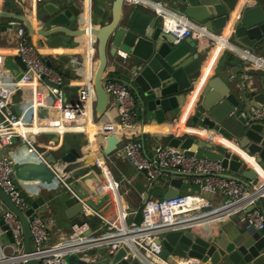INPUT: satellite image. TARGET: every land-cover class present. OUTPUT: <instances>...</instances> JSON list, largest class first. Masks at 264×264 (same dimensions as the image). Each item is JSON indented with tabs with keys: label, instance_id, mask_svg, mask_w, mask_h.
Listing matches in <instances>:
<instances>
[{
	"label": "water",
	"instance_id": "1",
	"mask_svg": "<svg viewBox=\"0 0 264 264\" xmlns=\"http://www.w3.org/2000/svg\"><path fill=\"white\" fill-rule=\"evenodd\" d=\"M150 1L162 2L170 12L204 25L212 34L219 33L225 27L232 19L231 13L236 4L240 2ZM39 6H36L35 19L0 12V17L16 21L7 28L1 27V30L25 28L30 38L36 39L38 48L41 45L72 49L82 46V0L79 3L71 0L58 4L46 3L43 5L45 14L40 13ZM87 16L92 24L91 34L96 48L97 65L93 77L95 121L99 125H112L108 114L109 97L102 83L105 80L108 58H120L118 51L127 55L126 58H121L119 67L133 93L138 119L143 123L159 124L177 119L185 104L187 92L197 84L203 73V63L210 57L212 47L201 46L191 38L175 42L170 33L163 32L162 19L149 7L134 6L127 0H91ZM228 41L234 47L248 49L264 61V0H244L238 17L234 19ZM74 57L73 54H63L54 63L48 56H41V61L49 68L54 65L71 66L70 61ZM239 64L242 68L240 60ZM6 66L13 80L17 81L22 77L25 65L18 54L11 56ZM218 68L205 82L189 126L219 134L231 143V147L217 146L194 136L175 137L170 131L157 132V137L161 147L179 148L184 155L199 160L218 161L227 173L226 178L254 188L252 183L261 181L257 168L264 174V120L252 116V109L264 108V69L254 72L255 75L244 76L242 79L245 84H242L237 78L223 80ZM39 117H46L45 109L39 110ZM78 136L80 142L87 143L83 135ZM102 137L100 151L107 161L108 156L118 154L120 139L116 134ZM19 149L15 152L18 153ZM95 161L88 147L48 153L47 163L35 157H17L14 160L10 178L16 189L20 192L24 188L35 191L30 200V208L23 213L0 188V242H13L11 232L4 222L7 213L15 216L22 229L23 254L26 257L15 264H40L31 257L35 247L31 245V231L27 220L36 213H45L50 209H54V212L63 211L71 225L85 224L89 227V234L96 233L90 214L84 213L81 203L63 185V182L97 176L100 169ZM185 183L186 180L171 179L170 187L162 199L169 200L177 195L189 194L182 190ZM260 201L264 206V197ZM254 207L251 206L248 211ZM259 209L264 213V208ZM141 221L142 215L137 212L134 223L139 225ZM222 232L223 230L215 232L213 229L168 232L164 239L157 240L162 247L160 257L168 262L176 259L189 264H264V235L258 233L254 226L247 224L237 229L233 236L227 235V239L221 238ZM220 242L229 248L228 255L219 246ZM97 253L103 257L105 249L101 248ZM99 264H128L126 250L119 248L111 260L104 258Z\"/></svg>",
	"mask_w": 264,
	"mask_h": 264
},
{
	"label": "built area",
	"instance_id": "2",
	"mask_svg": "<svg viewBox=\"0 0 264 264\" xmlns=\"http://www.w3.org/2000/svg\"><path fill=\"white\" fill-rule=\"evenodd\" d=\"M3 1L8 0H0V2ZM9 1L13 4L28 3L31 9V18L35 19L36 6L45 0ZM127 1L134 6L149 7L162 19L163 32L170 33L175 38V42L191 38L201 46L210 45L213 50H219L211 67V72L203 80L201 75L197 84L187 92L185 104L176 123L170 129V133L175 137L194 136L198 140L208 141L217 146L222 145V142L219 143L216 140V136L223 139L220 135L207 129H200V131H204V135L200 136L194 132L199 129L190 127L189 121L194 107L199 102V94L205 82L212 75L215 62L222 52L229 51L237 55L242 62L244 76L264 69L262 57L253 55L246 48L238 49L228 41L234 19L238 17L242 5H239L238 2L231 13L232 19L219 33L212 34L204 25L194 23L186 16L170 12L160 1ZM89 2L91 0H82V28L84 30L82 49L86 48L88 35L89 44L93 50H91L89 58L82 52L81 77L77 83L64 82L52 68L45 65L36 49L27 45L22 28L17 29L19 41L14 49L0 48V149L4 150L11 147L14 140H18L21 145L18 153L14 152L12 156L10 154L0 155V188L15 207L23 213L30 208V200L34 197L35 191L24 188V191L20 192L16 189L10 178L14 160L17 157H35L47 163V154L57 151L60 147L51 137L60 140L67 134L76 133L83 135L87 141L84 131L85 124L89 119L97 124L94 118L96 97L93 86L97 62L95 43L91 34L92 24L90 20L87 22ZM9 30L14 31L12 28ZM14 54H18L25 65L24 73L17 81L11 78L10 70L6 66L8 59ZM117 55L123 59L127 56L121 51H118ZM102 86L109 97V101L115 107L118 117V122L115 125L118 126L119 130L117 132L98 133L96 137L106 134L118 136L119 131L121 132L120 136L128 135L125 131L133 128L138 122L136 102L129 83L105 79ZM14 90H18L22 96L15 107L10 103V95ZM27 101L29 109L24 113L22 105ZM40 109L46 110L45 118L39 117ZM252 116L264 120V108L252 109ZM27 118L31 121L30 123L29 121L28 123L25 122ZM33 125H38V132L34 133L29 130ZM28 136L37 138L47 136L50 138L46 143H39V146L36 147L28 139ZM100 150L98 143V151L102 157ZM119 152L136 171L145 174L147 191L156 188L167 190L170 187V180L179 178L182 181L189 180L196 192H189L184 196L177 195L169 200L148 199L144 205L130 214L131 217H134L137 212H140L142 215L141 223L136 225L132 221L128 224L127 207L119 197V182L114 180L109 173L118 193L115 201L118 210V224L113 226L114 232L108 236H96L89 234V227L85 224L71 225L70 232L66 237H60L57 242L50 243L48 229L51 221L45 220L39 213H36L27 220L31 231V245L35 247V252L31 254V257L40 264H68L67 258L69 257H76L79 264H99L104 258L111 260L119 248L126 250L128 264H182L176 259L168 262L160 257L162 247L157 243V240L164 239L168 232L192 231L198 226L208 224V221L231 218L237 213L245 215L243 221L247 222L248 225H255L259 231L264 230V213L256 207L257 203L264 197V179L259 186L250 188L241 182L221 175L223 169L218 161L188 157L179 148L161 147L159 144L153 147V155L150 158L145 152L142 140L132 142L129 139L125 141ZM95 159V163L100 169L97 175L103 176L105 173L98 164L97 156ZM103 160L105 161L104 158ZM189 177L192 178L189 179ZM165 180L168 181L167 184L164 183ZM106 184L108 186L107 180ZM63 185L81 203L84 213L91 215V209L70 190L67 182H63ZM218 191L222 192L227 200L223 205L212 208V203L205 195L215 194ZM140 196L147 195L141 193ZM251 206L255 207L248 211ZM4 222L11 232L13 242L12 244L7 243V247L12 251L8 255L5 253V249L0 248V264H15L23 261L26 257L23 254L21 224L12 213L5 215ZM219 246L226 255L230 253L229 248L222 242L219 243ZM101 248L105 249L103 257L97 253ZM90 251L95 252V254L90 256L88 254Z\"/></svg>",
	"mask_w": 264,
	"mask_h": 264
},
{
	"label": "crops",
	"instance_id": "3",
	"mask_svg": "<svg viewBox=\"0 0 264 264\" xmlns=\"http://www.w3.org/2000/svg\"><path fill=\"white\" fill-rule=\"evenodd\" d=\"M70 0H45L42 4L39 6L40 13L45 14V10L43 9V5L46 3H53V4H58L60 2L66 3ZM71 1H76L79 3V0H71ZM244 0H240L239 5H242ZM12 2L11 1H3L0 2V12L3 13H8V14H17L25 17H30L31 18V9L29 8V4L21 3V4H13L15 5V9L18 10L17 13L12 11ZM16 21L13 19H8L5 17H0V38L3 39L4 43L0 45V48L6 47V48H11L14 49L17 46V43L19 41L18 35H17V30L10 31L9 29L6 30H1V27H9L13 24H15ZM23 29V34L26 40L31 41V46H33L36 49V52L40 56H48L49 58H56L60 55L66 54H73L75 57L70 61L71 66L62 65L63 71L66 73V77L68 79V82L72 83H77V81L80 80L81 77V68H82V54H86V50L82 46L79 48H64V47H59V48H49L45 45H41L39 48L37 47L38 44L36 42L35 38H30V36L27 34L25 28ZM193 40V39H192ZM238 49H241L240 47H236ZM58 49V50H57ZM61 50V51H60ZM83 52V53H82ZM219 53V50H213L210 54V57L203 63L202 67V80L205 78L207 74H209L211 71V67L213 65V62L215 58L217 57ZM228 57H232L234 60L232 62L229 61ZM122 63L121 58H108V64H107V69L109 71V78L117 81H126V76L123 74V71L121 70V67H119V64ZM218 68L219 71V76L223 80H230V79H240V82L243 83L244 74L242 71V68L240 67L239 64V59L236 54H233L232 52L229 51H224L220 54V56L217 58L214 66L213 72L216 71ZM232 70V73H231ZM255 75V73L248 74V76ZM259 81V79L257 78ZM136 109H137V104H136ZM26 110V109H24ZM27 111H24L26 113ZM108 114L111 117L112 120V125L111 126H104V125H99L92 120H88V122L85 124V129L84 131H88L89 136L95 141V147H92V154L97 156L99 163L102 166V169L104 171L103 176H95V177H84L80 178L82 183L86 184L88 186L87 191H83V195L80 196V199L83 200L84 204L88 206L91 209V215L90 219L94 221V225L96 228V233L94 235L96 236H108L114 232V227L118 224V216H117V207L115 204V200H112L114 198L113 196H110V191L107 188L106 185V179L110 181L111 183L113 182L110 175H109V170L107 168V163L105 165V161L103 158L99 155L98 151V146L96 143L97 137L96 134L98 133H104V132H117L119 130L117 124L118 122V117L115 111V107L111 101H109L108 104ZM25 118V117H23ZM177 119H174L173 121H166L164 124H159V123H146V121L143 123L141 119H138V122L136 125L131 128L128 131H125L126 134L125 136H120L121 132H118V137L120 139V145H119V150L118 154H114L113 157L115 160H117L120 164H118V168L116 166L115 174H111L114 180L117 182H120L124 178H126V185L129 186L125 190L126 196H119L121 200L126 204V212L128 213V220L127 223L129 224L130 222H134V217H131L130 214L132 213L131 210H138L140 206L142 205V202L145 199H154L153 195L150 191H147V181L144 173L134 170L132 171H127L126 167L129 165L130 167L132 166L129 161L119 152L122 144L132 138H138L140 140H143L144 146H145V152L148 155V157H152L153 155V147L156 146L157 144L160 145L161 142L158 140V133L157 132H164V131H170L172 126L176 123ZM114 124V126H113ZM39 128L33 129L31 132H38ZM197 132L198 135L202 136L204 135L203 132ZM123 133V132H122ZM86 135V134H85ZM219 135V134H218ZM87 137V136H86ZM130 137V138H129ZM216 140L223 146L226 147H231V143L224 139H218L219 136H216ZM52 139L56 137H51ZM103 138V137H102ZM48 141L47 136H40L37 138V143L36 147L39 146V143H46ZM55 143L59 144L58 150L61 148L63 138L60 140H54ZM89 145V140L87 138V143L80 142L79 144H74L71 143L69 145L70 148H75L77 150L80 149H86ZM21 145L18 142V140H14L13 144L9 148H5L4 150L0 149V155L3 154H9V151L11 150L12 153L17 151L18 148H20ZM10 149V150H9ZM57 150V151H58ZM107 162V161H106ZM122 166L125 170L122 171ZM133 167V166H132ZM254 167V166H252ZM257 170H259L257 168ZM260 171V170H259ZM221 175L225 176L227 175L226 172L222 171ZM96 177H101L99 180H96ZM261 178H264V175H261ZM262 181V180H261ZM75 182V181H74ZM255 183V182H254ZM252 183V184H254ZM94 184L98 186V188L102 191L100 192V196L97 195L95 189H93L90 185ZM120 189V187H119ZM34 191V189H32ZM182 190L185 192H196L195 187L189 185H182ZM131 191L130 193H128ZM159 191H165V189H160ZM141 193H145L147 196H140ZM131 194H134V196H129ZM207 198L210 200L212 203V208H217L221 205H223L227 198L222 192H216L215 194H208L205 195ZM79 197V196H78ZM257 208H264L263 204L261 201H259L256 205ZM50 211V213H48ZM45 220H50L51 224L48 229V236H49V242L50 243H55L57 242L60 237H66L71 229V222L66 218L65 214L63 211H55L54 209H50L45 213H39ZM243 213H237L236 215L232 216L231 218L227 219H220V220H213V221H208V224L198 226L197 229L193 230L196 232L202 231V230H207V229H213L215 232H218L220 230H223L222 232V239H227V235L233 236L234 232H236L237 229L242 228L243 226L247 225V222L243 221ZM254 226L255 230L260 233L262 236L264 235V230L259 231L257 228ZM0 248L5 249V253L8 255L12 251L10 248L7 247V242L3 240L0 242ZM68 262L70 261L71 264H79L77 262L76 257H69L67 258ZM182 264H187L185 261H180Z\"/></svg>",
	"mask_w": 264,
	"mask_h": 264
},
{
	"label": "trees",
	"instance_id": "4",
	"mask_svg": "<svg viewBox=\"0 0 264 264\" xmlns=\"http://www.w3.org/2000/svg\"><path fill=\"white\" fill-rule=\"evenodd\" d=\"M12 4V11H14L15 13H17L18 12V10L17 9H15V5H13V3H11ZM26 43H27V45H31V41L29 40H26ZM40 58H41V56H40ZM228 59H229V61L230 62H232L234 59L232 58V57H228ZM50 61L51 62H54V63H56V58H50ZM52 69L62 78V80L64 81V82H68V79H67V77H66V73H65V71H63V68H62V66L61 65H54L53 67H52ZM109 71H108V69H106V72H105V75H104V78L105 79H109V80H113V79H110L109 77ZM117 81V80H116ZM131 93H132V91H131ZM132 95H133V93H132ZM21 98H22V96H21V94L19 93V91L18 90H14L12 93H11V95H10V103H11V105L13 106V107H15L16 105H17V103L21 100ZM98 124V123H97ZM138 140H140V139H138V138H132L131 139V141L132 142H136V141H138ZM143 141V140H142ZM71 143H74V144H79V136L78 135H75V134H67V135H65L64 137H63V142H62V145H61V148L59 149V151L61 152H66L67 150H68V148H69V145L71 144ZM192 177H189V179H191ZM184 185H187V186H189L190 185V182H189V180H187L186 181V183L184 184ZM166 191V190H165ZM153 195V194H152ZM153 200H157V201H159V200H161L162 198H163V192H158V194H156L155 196L153 195Z\"/></svg>",
	"mask_w": 264,
	"mask_h": 264
},
{
	"label": "bare ground",
	"instance_id": "5",
	"mask_svg": "<svg viewBox=\"0 0 264 264\" xmlns=\"http://www.w3.org/2000/svg\"><path fill=\"white\" fill-rule=\"evenodd\" d=\"M83 18V17H82ZM87 22H89L88 20H87ZM58 50V49H57ZM85 50H86V55H87V58H89V54H90V52H91V50H93V47H90V44H89V37H88V35H87V45H86V48H85ZM61 51V50H60ZM24 109H26V110H24ZM28 109H29V103H28V101L27 102H25V104H23L22 105V110H23V112L24 111H28ZM23 127V126H22ZM36 128H39L38 127V125H33V126H31L30 127V131H32L33 129H36ZM198 132H203V131H200V130H198ZM85 134H86V136H87V138H88V140H89V145H88V148H90V150H91V152H92V147H95V141L89 136V134H88V131H86L85 132ZM219 139V138H218ZM96 143H97V146H98V142H97V140H96ZM93 156L95 157V155L93 154ZM98 156H100V154L98 155ZM98 164H99V166L101 167V169H102V166H101V164L99 163V161H98ZM103 170V169H102ZM258 172H259V176H260V178H261V175H264L261 171H259L258 170ZM101 177H96V180H99ZM264 179V178H263ZM107 180V179H106ZM261 180H262V178H261ZM107 182H108V186H107V188H108V190L112 193V195H113V197L115 198V201H116V198H117V196H118V193H117V190H115V185H114V183L112 182H110V181H108L107 180ZM67 186L70 188V190L76 195V196H82L83 195V191L85 190V191H87L88 190V186L86 185V184H84V183H82L80 180H75V182L74 181H70V182H68L67 183ZM93 189H95V191H96V193H97V195L98 196H100L101 194H100V192H102L99 188H98V186H96V185H94V184H91L90 185ZM31 189V188H30Z\"/></svg>",
	"mask_w": 264,
	"mask_h": 264
},
{
	"label": "rangeland",
	"instance_id": "6",
	"mask_svg": "<svg viewBox=\"0 0 264 264\" xmlns=\"http://www.w3.org/2000/svg\"><path fill=\"white\" fill-rule=\"evenodd\" d=\"M1 35V34H0ZM4 43V41H3V39H1L0 38V45H2ZM28 121H29V119L27 118V119H25V122L26 123H28ZM31 121H29V123H30ZM28 139H30L31 141H32V143L34 144V145H36V142H37V137H35V136H28ZM103 140V138H102V136H97V142L100 144L101 143V141ZM10 150V149H9ZM9 154L12 156V151L10 150L9 151ZM109 158H107V168H108V170H109V172L110 173H112V174H115V168H116V166H117V168H118V164H120L117 160H115L114 159V157L112 156V155H110V156H108ZM121 168H122V171L123 170H125L122 166H120ZM134 167H130L129 165L126 167V170L129 172V171H132V170H134L133 169ZM126 178H124L123 180H121L120 182H119V185H120V189L118 190V192H119V194L121 195V196H126V193L127 192H125V190L127 189V188H129V186H127L126 185ZM164 183L165 184H167L168 183V181L167 180H165L164 181ZM261 184V181H257V182H255L254 184H253V186L254 187H256V186H259ZM107 185V184H106ZM160 189H158V188H156V189H154V190H152V191H150L154 196L156 195V194H158V192H163V195H164V191H159ZM131 191H129L128 193H130ZM110 196H113L112 195V193L110 192ZM129 196H134V194H131V195H129ZM112 200H114V198H112ZM90 256H93L94 254H95V252H93V251H90L89 253H88ZM67 263L68 264H71L70 263V261L68 262V259H67ZM80 264H82V263H80Z\"/></svg>",
	"mask_w": 264,
	"mask_h": 264
}]
</instances>
